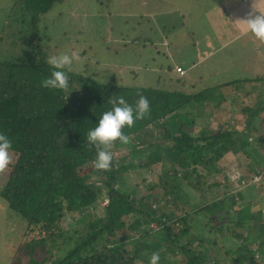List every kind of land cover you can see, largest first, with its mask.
Instances as JSON below:
<instances>
[{"label": "trees", "instance_id": "obj_1", "mask_svg": "<svg viewBox=\"0 0 264 264\" xmlns=\"http://www.w3.org/2000/svg\"><path fill=\"white\" fill-rule=\"evenodd\" d=\"M60 1L11 0L8 38L1 42L0 132L11 138L13 151L9 164L0 170V200L16 219H22L28 233L36 234L16 246L9 264H148L153 252L159 253V264H219L202 253L206 247L200 242L206 240L196 243L189 238L188 220L201 217L219 230L215 222L222 225L229 212L244 214L250 222L238 221L239 236L233 242L242 251L232 253L223 264H264V219L257 222L264 217L260 212L264 202L251 197L249 204L234 209L233 181L224 174L207 178L215 171L211 163L239 153L248 162V173L264 181V135L254 139L255 144L248 141L253 118L264 112V89H257L264 73L210 89L237 91L242 90L240 83L251 84L243 86L244 95L259 99L246 113L239 111L248 115L245 135L231 132L229 125L190 135L194 121L186 120L187 115H194L198 107L211 109L216 97L208 89L195 94L173 90L163 78L154 87H129L100 82L95 72L71 70L66 90L42 88L41 81L52 70L47 60L53 50L50 40L41 36L40 17ZM117 95L129 104L143 95L150 111L122 129L127 143L106 147L111 166L98 170L92 164L96 148L86 134L111 108L108 99ZM177 118L181 121L177 131L166 128L169 120ZM125 147L131 160L113 156V150ZM162 162L169 167L163 166L165 174L147 182V191L138 193L129 186L143 177L142 169L155 171ZM182 177L188 179L186 183ZM221 184L225 188L217 197L214 189ZM254 185L236 195L254 194ZM223 251L231 253L227 248Z\"/></svg>", "mask_w": 264, "mask_h": 264}, {"label": "rangeland", "instance_id": "obj_2", "mask_svg": "<svg viewBox=\"0 0 264 264\" xmlns=\"http://www.w3.org/2000/svg\"><path fill=\"white\" fill-rule=\"evenodd\" d=\"M10 1L0 0V53L4 50V45L2 46L1 42L6 41L10 29L7 25L12 4ZM61 1L55 4L50 12L42 15L39 22L43 41L50 40L53 50L49 51L51 56L54 51L75 53L78 58L74 60L71 70L78 72L87 70L88 75L95 72L97 80L100 82L123 84L129 87H154L158 84L159 78H163L162 80L167 78V75L157 72V70L161 67L163 69L172 67L171 60H168L169 50L173 52L180 49L183 55L185 53L198 54L197 59L201 58L202 60L196 67L195 78L192 77L194 67L190 71H185L181 79L173 78L170 83H165H168L169 88L183 91L186 94H195L208 89L209 94L216 97L215 104L211 109L204 110L203 107H198L194 115H187L186 120L194 121L190 128V135L194 136L206 130L215 132L220 126L228 125L231 132L237 131L240 135H245L244 127L248 115L244 116L240 112L245 111L246 113V110H249L259 99L255 94L244 95L245 91L242 90L251 87V84L240 83L242 88L239 89L242 90L237 89V91L234 87L227 89L221 87L219 90L210 91L212 87L215 88L229 81H246V78H254L264 73V43L258 42L247 32L234 38L235 34L241 33L240 27L244 30V26L241 23H237L240 27L235 26L232 15L227 17L223 13L221 14V18H225L222 21L232 26L227 29L215 21V15L220 10V6L226 3L225 8L229 12V5L234 6L236 0ZM108 1H110L109 4H107ZM247 1L248 4L253 2V0ZM227 19L230 22H226ZM11 27L15 28L12 25ZM221 30L231 32L230 36L232 37L227 36V31L225 35L223 34L224 42L231 40L225 46H222ZM115 40L123 42L119 43L118 47ZM165 42L169 48L164 46ZM155 50L164 52L166 57L162 58L161 54H157ZM178 54L174 55V58L178 59ZM153 58L154 60H151ZM181 59L184 57L181 56ZM129 68H137V70L130 72ZM235 86L237 87V85ZM257 89H264V82ZM180 125V118L174 121L171 119L166 123V128L177 131ZM248 130L251 132L248 141L255 144L254 139L258 140L264 135V112L253 118L252 126ZM129 151L130 149L125 147L113 150L112 154L116 158L126 157L129 161L133 158ZM247 163L242 154H226L224 160L219 164L211 163V167L215 171L211 173L212 175L207 176L209 179L211 176L217 178L220 174L221 176L224 174L228 176V181H233L232 187H236V190L231 192L234 195V200H232L234 209H241L244 205L249 204L251 197L255 201L264 202V181L260 182L259 180L262 176L248 173ZM163 166L168 168L169 164L159 163L156 165L155 171L142 169L143 177L130 182L129 186L136 187L135 191L138 193L147 191V182L154 181L156 175L165 174L164 170L167 169H164ZM199 171L201 174L206 173V170L202 168ZM182 178L186 183L188 179ZM249 184H255L254 194L249 193L243 198L236 195ZM129 186L127 189L124 187L127 192H130ZM224 188V185L221 184L214 189L215 192H219L216 194L217 197L223 194ZM189 190L191 191V189ZM162 210L165 209L162 208ZM261 210L260 212L263 214L264 209ZM263 219L262 215V217H258L257 222ZM188 221L191 226L189 238L195 239L193 241L196 243L199 242V239L206 240L200 242L201 246L206 247L202 253L209 259L215 257L219 264H223L232 257V253L242 251L233 242L234 236H239L237 223L238 221H242L244 224L250 222L244 214L235 215L234 212H229L223 218L222 225L215 222V226L220 227V232L218 229L206 225L201 217L198 219L197 216H194L192 220ZM72 225L69 224L68 227ZM35 235V233H28L22 219H16L0 200V264H9L16 246ZM225 248L230 250V255L224 254ZM24 263L26 261L21 264ZM136 264L144 263L139 261Z\"/></svg>", "mask_w": 264, "mask_h": 264}, {"label": "clouds", "instance_id": "obj_3", "mask_svg": "<svg viewBox=\"0 0 264 264\" xmlns=\"http://www.w3.org/2000/svg\"><path fill=\"white\" fill-rule=\"evenodd\" d=\"M255 40L264 43V13L256 11L239 21ZM75 53L60 52L48 57L47 63L51 66L50 74L44 78L40 86L53 90H66L69 86V72ZM111 108L103 111L96 120L94 127L87 131V142L96 148L93 166L98 170H107L111 166L112 155L106 147L114 142L127 143L128 137L123 133L125 127H132L134 122L144 118L150 111L149 101L143 95H138L134 104H129L123 96H112L108 99ZM13 151V142L4 132H0V170L10 161ZM159 253L153 252L148 264H159Z\"/></svg>", "mask_w": 264, "mask_h": 264}, {"label": "crops", "instance_id": "obj_4", "mask_svg": "<svg viewBox=\"0 0 264 264\" xmlns=\"http://www.w3.org/2000/svg\"><path fill=\"white\" fill-rule=\"evenodd\" d=\"M247 2H248L247 0H242V1L241 0H236V3L234 4V6H230L229 5V10H230L229 12H227V10L225 8V4L226 3H224L223 6H220V10H218V12L216 13L215 21L218 23V25H220V24L224 25L226 27V29H227V27H232V26L230 24L227 25V24H225L224 21H222V20H225L224 17L221 18V14L222 13L224 15H226L227 17H231V15H232L234 23H235V26L238 25L237 23L240 24V22H239L240 19H242V20L245 19L246 17L249 16V14H256L255 13L256 11H260V12L264 13V0H253V2L250 3V4H248ZM231 8H233V9H231ZM226 22H230V21H228V19H227ZM212 23H213V21H212ZM237 27H240V26L238 25ZM226 31H227V36L231 35V32L229 30H221L222 39H223L222 46H225V45H227L228 43L231 42V40H228V41L226 40L227 42H224L225 37H223V34L225 35ZM240 32H241L240 34H238V35L235 34V36H233V37L234 38H238L243 33H246V30L245 29L242 30L241 27H240ZM230 37H232V36H230ZM122 42L123 41H121V40H115V44L118 45V47H119V43H122ZM164 46L169 48V45H167V42L164 43ZM181 51L182 50H180V49L174 50L173 52H171V50H169L170 53L167 51L168 52V57H169L168 60H171L170 64H171L172 67L166 68V69H163V67H161L159 70H157V72H160L162 74L167 75V78H165L166 82L170 83V80H173V78H179V76L175 73V70H174L175 67H181L182 69H185L186 72H187V70L190 71V70H192L195 67V70L193 71L192 77L193 78L196 77V71H197L196 67L199 64V61L202 60V59L201 58H200V60L197 59L198 58V54L192 53V54L189 55L188 53H185L183 55V53ZM177 53H179L178 54L179 55L178 59L174 58V55H177ZM164 54L165 53H163L161 55L162 58L164 57ZM181 56L184 57V59H181ZM151 60H154V58L151 59ZM203 63H204V61H203ZM199 67H201V66H199ZM136 70H137V68H135V69L129 68L128 69V71H130V72L131 71H135L136 72Z\"/></svg>", "mask_w": 264, "mask_h": 264}, {"label": "built area", "instance_id": "obj_5", "mask_svg": "<svg viewBox=\"0 0 264 264\" xmlns=\"http://www.w3.org/2000/svg\"><path fill=\"white\" fill-rule=\"evenodd\" d=\"M174 70L179 77L184 76L185 70H183L181 67H175Z\"/></svg>", "mask_w": 264, "mask_h": 264}]
</instances>
